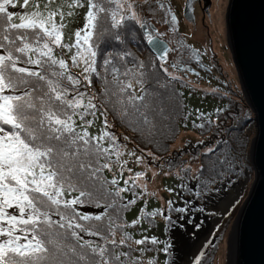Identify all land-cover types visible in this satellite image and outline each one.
<instances>
[{"label": "snow or ice", "instance_id": "obj_1", "mask_svg": "<svg viewBox=\"0 0 264 264\" xmlns=\"http://www.w3.org/2000/svg\"><path fill=\"white\" fill-rule=\"evenodd\" d=\"M186 39L165 0H0V264H177L171 230L235 167L220 88L198 89L221 103L194 154H157L191 116L190 61L208 70Z\"/></svg>", "mask_w": 264, "mask_h": 264}, {"label": "rangeland", "instance_id": "obj_2", "mask_svg": "<svg viewBox=\"0 0 264 264\" xmlns=\"http://www.w3.org/2000/svg\"><path fill=\"white\" fill-rule=\"evenodd\" d=\"M227 1L228 0H226V4L222 10L224 34L222 33L219 37L216 35V32L213 30V28L210 29L211 25L207 21L206 25L209 26L208 28L201 26L199 22L197 23L196 27H193V25L189 26L188 24L184 25L180 22V32L187 35L186 41L190 45L199 49L201 53H206L204 57L206 59L208 70H200V76H188L194 85L192 88V95L187 101L189 105L188 110L191 112L189 120L180 121L173 125L175 128L174 139L172 138V133L167 125V122L161 123L158 126V135L156 137L161 148H163L164 145H167L169 152L168 155H171L174 159H179L181 156L187 159L190 154H194V150L190 148L189 145H194L196 140L200 138L199 131L195 130L193 127L194 123L200 122L198 119L199 113L196 110L199 109L207 113L212 111L215 106L221 103L219 97H213L210 94L205 95L203 91L198 89L202 90L209 88H220L224 91H230L233 93L234 100H239V97L241 96L242 98L240 99L243 101L242 103L247 106H242L238 101L240 107L239 111H236L234 114V123H231V127L228 130L227 135L217 138L220 141L218 148L220 154L223 153L225 156H228V158H232V162L235 165L233 171L229 173L227 177H221L213 186L212 191L207 193L203 199L194 201L196 207L202 208L203 211H198L189 215L188 219L192 221L191 223L185 222L187 226H192L193 231H196L205 227L206 222H210V220L216 218L215 223L211 227L209 237L206 239L204 246L200 250V252L204 253V256L202 257L203 264H227V238L235 217L248 194L254 177L249 159V147L255 134L253 113L245 101L240 85L234 73L232 72L231 56L226 42L225 28V11L227 7ZM165 2H168L171 5L173 4V0H165ZM223 2H225V0H221L220 4L222 3L223 5ZM209 9H211L212 13V18L210 21L213 20L214 17H216L218 11L213 6L210 8V5L208 10L205 11L203 2L198 14V18H203L204 13L208 15ZM192 27L194 29L193 31H191ZM212 35H214V37ZM144 54L147 55V52L145 51ZM225 62L228 64L229 69L225 67ZM211 65H215V67L212 68ZM247 118L249 121H245ZM185 123L187 124V127L183 126ZM233 129H236L235 132ZM121 131L123 130L121 129ZM205 135H207V133H205ZM179 139L180 142H178ZM240 139L244 140L242 143V148L238 146ZM234 142L237 144V149L235 151L236 155L232 151V144ZM245 142H248V144L244 145ZM182 146L183 150H181ZM245 148L247 149L248 160L247 158H243V151ZM165 153L167 152L161 151L157 154L160 156H166ZM234 157L236 160H233ZM135 170L141 169L137 167ZM149 176H151V173H149ZM156 183L163 185L165 183L171 184L172 181L160 179L157 180ZM231 189L234 193L232 200L227 205L225 211L220 212L215 207L216 198L217 196H221L222 192L225 193V191L228 192ZM165 195H167V193H165ZM236 200H239L240 203L237 204L235 208H233L232 204H235ZM196 225H199V227ZM181 230H185V228L182 226ZM173 231L174 230H172V232ZM186 232L189 235L192 233V231ZM169 238L171 239V237ZM175 239L176 235L173 242L177 247ZM173 255L177 261V256L175 257V255H178V250L177 252H173Z\"/></svg>", "mask_w": 264, "mask_h": 264}, {"label": "water", "instance_id": "obj_3", "mask_svg": "<svg viewBox=\"0 0 264 264\" xmlns=\"http://www.w3.org/2000/svg\"><path fill=\"white\" fill-rule=\"evenodd\" d=\"M201 5L202 0L196 16ZM225 28L232 72L253 113L255 127L249 147L254 177L227 238L226 259L227 264H264V0H228ZM200 230L185 226V230H174L171 239L180 235L188 243ZM186 231H192L191 235ZM173 250L177 252V247Z\"/></svg>", "mask_w": 264, "mask_h": 264}, {"label": "bare ground", "instance_id": "obj_4", "mask_svg": "<svg viewBox=\"0 0 264 264\" xmlns=\"http://www.w3.org/2000/svg\"><path fill=\"white\" fill-rule=\"evenodd\" d=\"M221 0H212V4L214 5V8L218 11L216 17H214L213 20L210 21V29L213 28V30L216 32V35L221 36V34H224V22L221 23V18H222V10L223 7L226 4L223 2L220 4ZM223 1V0H222ZM222 5V6H221ZM214 37V35H212ZM225 67L229 69L228 64L225 62ZM180 142V139L178 140ZM177 143V142H176ZM233 190H229L228 192L225 191L221 193V196H217L216 202H215V207L220 211L224 212L225 209L227 208V205L231 202L232 197H233ZM215 219L210 220V222L207 223V226L201 229L199 232H194L195 238L191 241L188 240V243L184 241L180 235L176 236V245H177V250H178V255H177V262L178 264H188V261H190L193 258V255L196 254L200 247L202 248L204 246V243L206 241V236L209 237L211 227L215 223ZM179 233V232H178ZM183 247V248H182ZM196 251V252H195Z\"/></svg>", "mask_w": 264, "mask_h": 264}, {"label": "flooded vegetation", "instance_id": "obj_5", "mask_svg": "<svg viewBox=\"0 0 264 264\" xmlns=\"http://www.w3.org/2000/svg\"><path fill=\"white\" fill-rule=\"evenodd\" d=\"M201 0H173V4H172V7H173V11H175V13L177 14L178 16V19H179V22H181L182 24L184 25H189V26H192L193 27L197 25V23L199 22V24L205 28H208L209 26L206 25V21L208 23H210V19L212 18V13H211V9H209V14L206 15L204 13V17L203 18H198V16H196V11H197V4L200 2ZM212 0H202V2L204 3V9L205 11L208 10V7L210 5V8L214 5L212 4L211 2ZM168 3V2H166ZM186 4H190L192 6L191 9L189 8H186L185 5ZM199 20V21H197ZM193 27L191 28V31H193ZM166 39H171L170 37H166ZM183 43L187 44V45H190L186 40L183 41ZM203 60H204V63L206 65V59L205 57L203 56L202 57ZM190 64L191 66L196 69V71L200 72V70H202L203 68H200L196 62L194 60L190 61ZM189 75H195V73H191V74H188ZM185 223L183 224V227L185 228ZM179 228V226H178ZM177 228H174L172 230H176ZM171 230V231H172Z\"/></svg>", "mask_w": 264, "mask_h": 264}, {"label": "trees", "instance_id": "obj_6", "mask_svg": "<svg viewBox=\"0 0 264 264\" xmlns=\"http://www.w3.org/2000/svg\"><path fill=\"white\" fill-rule=\"evenodd\" d=\"M240 98H242V97L240 96V97H239V100H237V99L235 100V101H236V111H239V107H240V106H239V103H240L242 106L247 107L245 104L242 103L243 101H241ZM238 101H239V103H238ZM240 101H241V102H240ZM245 121H249V119L247 118V120L245 119ZM245 121H244V122H245ZM191 122H192V121H191ZM232 122H233V121H232ZM233 123H234V122H233ZM235 130H236V129H233L234 132H235ZM243 142H244V140H243V139H240V141H239V145H241ZM245 144H248V142H245L244 145H245ZM239 145H238V146H239ZM246 146H247V145H246ZM168 153H169V152L165 153L166 156H168ZM216 155H220L219 150H217ZM235 155H236V152H235ZM213 158H215V157H213ZM243 158H247V160H248V154H247V149H246V148H245V150L243 151ZM229 159H230V158H229ZM230 160H232V158H231ZM233 160H236L235 157H234ZM239 161H241V160H239Z\"/></svg>", "mask_w": 264, "mask_h": 264}]
</instances>
